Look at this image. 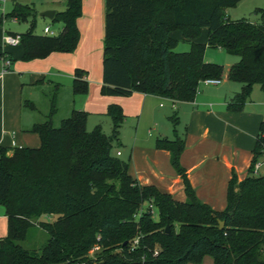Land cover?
<instances>
[{"label":"trees","instance_id":"obj_1","mask_svg":"<svg viewBox=\"0 0 264 264\" xmlns=\"http://www.w3.org/2000/svg\"><path fill=\"white\" fill-rule=\"evenodd\" d=\"M59 1L63 10L50 20L61 25L56 36L33 34L32 6L13 4L4 16L28 23L22 34L8 33L19 36L22 61L75 50L81 0ZM240 1L104 0L100 95L140 93L191 102L199 83L221 77L220 65L203 60L205 49L213 48L237 57L226 79L240 89L225 109L240 112L252 86L264 95V8L253 11L257 23L228 20L225 10ZM201 29L207 31L206 44L194 42ZM174 31L187 51L173 52L178 41L169 34ZM3 55L0 49V58ZM84 76L74 70L72 95L86 94ZM53 99L54 94L46 120L28 130L37 136V148L0 146V207L7 223L0 239V264H199L205 256L212 264H264V177L253 171L264 156V124L245 178L234 190L232 176L225 207L215 212L196 200L178 164L183 138L175 132L174 113L167 118L171 138L155 139L153 147L169 153L170 166L182 181L184 202L138 185L128 174V163L111 155L124 120L119 107H107L112 128L105 136L99 126L87 132V115L77 110L52 127ZM22 106L33 109L30 102ZM41 216L55 219L38 222ZM217 221L223 223L221 229ZM32 227L47 239L35 249H23L20 244Z\"/></svg>","mask_w":264,"mask_h":264},{"label":"crops","instance_id":"obj_2","mask_svg":"<svg viewBox=\"0 0 264 264\" xmlns=\"http://www.w3.org/2000/svg\"><path fill=\"white\" fill-rule=\"evenodd\" d=\"M244 1L246 0H241L232 9ZM33 10L36 19L39 12L51 10L55 14L62 11L63 4L51 2L48 7L39 11L34 8ZM104 14V0H81L80 17L76 20L79 39L75 50L69 54L51 53L43 59L24 62L21 60V46L5 48L0 45L1 52L10 61L8 72L0 79V146L11 148V142L17 148L35 149L39 146L37 136L28 132L37 121L23 112L22 106L23 102H30L26 98L31 89L36 87H41V92L44 91L43 96L48 100L47 103L51 99L49 94H54L55 111L50 119L51 124L54 118H58L60 122L72 110H77L86 113V126L88 119H92V122L107 119V107L117 106L124 116L122 124L127 123L130 128L134 126V135L122 146V151L115 152V156L128 163V174L138 185L152 186L173 200L184 202L182 181L170 166L169 153L153 147L155 139H170L172 134L171 125L168 126V120L165 121L168 117H163L161 111L163 105L159 102L163 101L170 105L177 118L175 132L183 138L178 164L185 173L194 197L212 211L221 212L225 207L226 190L232 176L235 179L234 190L246 176L259 126L264 124V95L260 90L254 92L252 86L240 112L226 111L227 100L240 89L239 84L226 79L229 66L237 61L234 56L221 66L219 84L209 86L199 83L193 100L188 103L140 93H131L129 96L100 95ZM1 15L5 16L0 11V18ZM225 17L234 20L230 16ZM39 18L53 26H44L41 35L37 36H56L60 33V24L54 25L50 20ZM10 21L17 22L15 19ZM45 28H48L51 35L44 32ZM34 29L33 34L36 35ZM24 32L13 33L5 30L3 34ZM169 37L181 42V35L177 31L171 32ZM206 39L207 31L201 29L194 42L206 44ZM203 60L210 61L205 59L204 54ZM74 70L85 74L83 79L87 83V92L83 96H74L71 93ZM25 87L28 88L27 97L22 96V89ZM49 109L48 106L47 114ZM141 126L146 134L139 136L137 131ZM116 144L121 145L119 139ZM258 161L255 174L264 177V156ZM6 227V217L0 207V239L5 237ZM33 244L32 248H36L35 243ZM207 258L209 257H203L199 264H212L211 259L209 258V262Z\"/></svg>","mask_w":264,"mask_h":264},{"label":"rangeland","instance_id":"obj_3","mask_svg":"<svg viewBox=\"0 0 264 264\" xmlns=\"http://www.w3.org/2000/svg\"><path fill=\"white\" fill-rule=\"evenodd\" d=\"M51 2L62 3V1H59V0H14L13 2L11 0H0V7L2 9L3 14L7 15L10 12L13 4L33 6V8L36 11H39L40 9L44 7L50 6ZM56 5L55 7L59 8ZM263 8H264V0H246L240 5H238V7H236L235 9L230 8V9L225 10L226 12L225 16H230L231 19H234V20L246 19L251 23H257L258 16L254 15L253 11L255 9H263ZM3 17L4 16L2 15L0 19H2ZM35 21H36V24H35L34 33L36 35H41L40 33L44 26H49V27L53 26L52 24L47 23V21L40 19L39 17L36 18ZM26 27H27L26 22L17 21L16 23H12L8 17L3 18L0 23V45H1V37L3 36V31L6 30L9 32H13V33L24 32ZM51 31H53L52 28H51ZM187 50H188V45L186 43L179 42L176 45V47L173 49V52L182 53ZM204 57L205 59L210 60L208 63H213V64H217L220 66H223L225 64V61L231 58L230 55L225 54L223 51H218L217 49H213V48H206L204 52ZM235 58L237 59V57ZM253 90L254 92H257V91L259 92V87L257 85H254ZM27 92H28V88L26 87L23 88L22 96L27 97ZM43 94H44V91L41 92V87H36V89H31V93L28 94V97L26 99H28L30 103L34 105L35 108L30 110L28 109V107L26 108L23 107L24 108L23 112H26L30 116H32L33 119L37 121V123H41L46 120L47 107L49 106L48 105L49 103H47L48 100L46 101ZM51 94L52 92L49 95L52 96L53 94L52 95ZM159 103L163 105V108L161 110L164 115L163 117L165 118L170 117L174 112L173 110H171L170 105L166 104L163 101H160ZM160 118H162V116H160ZM165 121L167 122V119ZM58 123H59L58 118L57 119L54 118L52 120L51 125L52 127H57ZM167 124L168 126H170L169 122H167ZM95 126H99L100 130L105 136L111 135L112 126H111L110 119L108 117L107 119H97V120H94L93 122H92V119H88L87 125L85 126V130L89 132ZM133 130H134V126L130 128V125H128L127 123H123L120 125V127L118 128V139L120 140L121 145H118L115 142H112L111 155L115 156L116 151L118 152L122 151V146L133 138V135H134ZM137 134L139 136L146 134L145 131L142 129V126L138 128ZM115 157L118 159H122L118 156H115ZM145 206L146 205H144V208ZM150 210L152 212L153 218L156 219L154 210L152 208H150ZM54 219L55 217L53 216L52 217L41 216L37 221L49 223V222H52ZM46 239H47V236L45 235V233H42L38 229L32 227L27 232L26 240L23 243H21L20 246L23 249H35V248H32V245H34L33 243H35L36 245L35 247L37 248L39 245L43 244ZM206 260L210 262L209 258H207ZM202 264H206V263L203 262Z\"/></svg>","mask_w":264,"mask_h":264},{"label":"built area","instance_id":"obj_4","mask_svg":"<svg viewBox=\"0 0 264 264\" xmlns=\"http://www.w3.org/2000/svg\"><path fill=\"white\" fill-rule=\"evenodd\" d=\"M0 11L2 13L1 7H0ZM12 20H14V19H12ZM44 32L48 33L49 35H51V32H49L48 28H45ZM19 41H20V38H19L18 35H11V34H8V33H4L3 36L1 37V46L5 47V48H13V47H16V46L19 45ZM0 62H1V67H0V79H1V77L8 72V69H9V66H10V61L5 55H3L0 58ZM201 84L213 86V85L219 84V80H216V79H205V80H203L201 82ZM10 147L11 148H15V146H14V144L12 142L10 143ZM116 155H118V153ZM258 165H259V163H256L254 165V167H253V171L254 172L258 168ZM134 244H136V241H134ZM155 255H156V253L153 252L152 256H155Z\"/></svg>","mask_w":264,"mask_h":264},{"label":"water","instance_id":"obj_5","mask_svg":"<svg viewBox=\"0 0 264 264\" xmlns=\"http://www.w3.org/2000/svg\"><path fill=\"white\" fill-rule=\"evenodd\" d=\"M54 15V12L51 11V10H46V11H43L41 13L38 14L39 17L41 18H44V19H47V20H51L52 17ZM223 226V223L220 222V221H217V227L218 229H221ZM165 232H167V228H165Z\"/></svg>","mask_w":264,"mask_h":264}]
</instances>
